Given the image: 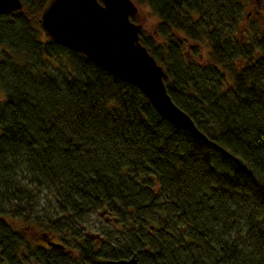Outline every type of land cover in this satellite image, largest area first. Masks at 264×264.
I'll return each mask as SVG.
<instances>
[{
  "label": "trees",
  "instance_id": "trees-1",
  "mask_svg": "<svg viewBox=\"0 0 264 264\" xmlns=\"http://www.w3.org/2000/svg\"><path fill=\"white\" fill-rule=\"evenodd\" d=\"M21 1L0 14V264H264V28L241 38L244 0H134L207 140L50 40L46 0Z\"/></svg>",
  "mask_w": 264,
  "mask_h": 264
},
{
  "label": "water",
  "instance_id": "water-1",
  "mask_svg": "<svg viewBox=\"0 0 264 264\" xmlns=\"http://www.w3.org/2000/svg\"><path fill=\"white\" fill-rule=\"evenodd\" d=\"M22 7L21 0H0V14ZM138 15L134 0H46L38 22L50 40L81 52L99 67L136 86L162 117L207 140L168 94L163 67L139 40L142 23ZM232 158L246 168L238 156ZM45 241L52 247L63 248L62 243L50 237ZM103 263L140 264L136 253L128 258L105 259Z\"/></svg>",
  "mask_w": 264,
  "mask_h": 264
},
{
  "label": "rangeland",
  "instance_id": "rangeland-1",
  "mask_svg": "<svg viewBox=\"0 0 264 264\" xmlns=\"http://www.w3.org/2000/svg\"><path fill=\"white\" fill-rule=\"evenodd\" d=\"M243 16L237 24L239 35H243L245 30L255 26L257 28H264V0H244L243 1ZM139 15L138 20L142 23V29L150 31L156 23L155 16L150 12L146 6H138ZM242 38V36H241ZM4 94L0 88V102L3 100ZM102 224V219L95 218V226L92 230L96 231L97 227Z\"/></svg>",
  "mask_w": 264,
  "mask_h": 264
},
{
  "label": "bare ground",
  "instance_id": "bare-ground-1",
  "mask_svg": "<svg viewBox=\"0 0 264 264\" xmlns=\"http://www.w3.org/2000/svg\"><path fill=\"white\" fill-rule=\"evenodd\" d=\"M244 162V161H243Z\"/></svg>",
  "mask_w": 264,
  "mask_h": 264
}]
</instances>
